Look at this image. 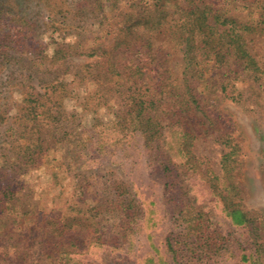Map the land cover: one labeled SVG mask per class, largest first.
Returning a JSON list of instances; mask_svg holds the SVG:
<instances>
[{"label": "trees", "instance_id": "obj_1", "mask_svg": "<svg viewBox=\"0 0 264 264\" xmlns=\"http://www.w3.org/2000/svg\"><path fill=\"white\" fill-rule=\"evenodd\" d=\"M80 1L83 6L91 4L93 12L101 14L104 2L114 9L121 0ZM258 9V19H250L249 14L244 20L236 17V8L221 0H151L149 4L130 7L118 29L112 57L107 60V72L115 85L127 82L121 94L128 104H122V109L121 104L118 105L112 120H94L74 141L70 140V133L63 131L64 122L70 117L60 105L67 92L64 81L58 78L71 63L79 62V44H59L49 52L46 45L31 39L35 34L34 26L16 17L17 8L1 5L0 58L7 59L6 50L19 49L30 37L31 54L38 61L37 69L31 72L37 73L43 67L41 80L46 88L41 92L34 86H26L21 106L11 117L16 127L10 129L17 138L10 147L17 163L12 169L0 168V213L16 210L17 214H30L29 208L21 206L26 195L21 188L12 185L14 176L10 174L38 162L52 142L60 145L74 142L70 150L58 154L65 173L74 178H79L80 169L96 167L104 158L111 165L127 166L128 174L136 175L139 168L146 176L158 174L162 197L170 206L171 224V229L162 235L155 218L156 202L143 198L140 193L142 188L147 189L146 185L114 183L113 194L117 199L106 209L99 205L50 218L40 215L32 226L6 235L7 239L15 238L24 247L44 242L49 264H264L259 217L242 206V193L236 181L240 145L231 133L220 129L200 90L205 71L221 69L231 59L241 73L264 85V71L247 52L243 38L245 34L264 30L261 26L264 25V1ZM168 17L174 20L172 41L182 50L184 67L179 85L167 81V71L161 62H156V57L150 56L151 44L141 32L158 29ZM12 21L18 25L8 27ZM205 60L212 63L211 68H206ZM146 62L151 69L140 66ZM83 65L91 75L92 63ZM148 70L156 76L152 94L136 87ZM82 72L77 75L81 77ZM226 87L220 88L225 97L241 102L242 95L234 87L227 92ZM188 112L200 113L208 121L214 140L228 149L220 160V176L200 170L194 162L190 152L192 134L184 121V114ZM162 122H166L165 133ZM23 140L27 142L25 145L21 143ZM173 140L177 142V151L169 149ZM77 160L82 161L81 165L76 166ZM178 168L190 175L189 179L198 181L209 194V202L219 217L217 221H211V212L204 207H190L187 195L194 185H183ZM84 181L82 178V183ZM108 211L117 212L120 218L119 236L113 242L99 231L100 215ZM78 231H86L85 240L71 237ZM158 235L161 236L156 239Z\"/></svg>", "mask_w": 264, "mask_h": 264}, {"label": "rangeland", "instance_id": "obj_2", "mask_svg": "<svg viewBox=\"0 0 264 264\" xmlns=\"http://www.w3.org/2000/svg\"><path fill=\"white\" fill-rule=\"evenodd\" d=\"M150 1L121 0L114 9H110L107 2H104L103 12L96 14L91 4L83 6L80 0H0V6L11 5L17 8L16 17L25 19L34 26L35 34L31 39L46 45L49 52L59 44H79V62L71 63L58 78L59 81H64L67 92L60 105L69 113L70 118L64 122L63 131L71 134L70 140H74L80 132L86 131L96 119H114L118 105L121 104L122 109V104H128L127 98L121 94L126 90L127 82L121 81L115 85V81L107 72V60L112 57V48L124 15L129 12L130 7L149 4ZM221 1L237 9L236 17L245 20L250 14V19L255 20L259 15L258 6L264 0ZM16 24L18 25L12 21L8 27H15ZM173 27L174 20L168 17L158 29L141 32L151 44L150 56L156 57V62H161L163 69L167 71V81L179 85L183 78L184 64L181 46L172 41L170 33ZM243 38L247 52L264 71V30L245 34ZM31 39L26 38L19 49L6 50L7 59L0 58V168L4 166L12 169L17 163L10 147L17 138L10 129L16 127L11 117H14L21 106L26 86H34L41 92L46 88L42 82L44 80H41L44 78L40 72L43 67H40L37 73L31 72L38 66V61L31 54ZM85 62L92 63L91 75L83 68ZM204 65L206 68L212 67L209 60H205ZM140 66L151 69L148 62ZM237 67L231 59L225 67L221 66V69H207L200 90L204 93L202 98L208 104L210 114L217 118L220 129L231 133L240 145L241 156L236 181L242 193L241 203L245 210L257 213L264 239V85L249 79ZM80 70H83L81 77H84V80L77 75ZM216 71H219V74H216ZM30 73L32 78L29 79ZM155 84L156 76L148 70L143 81L137 83L136 87L141 92L152 94ZM118 85L124 88L119 89ZM223 85L227 86V92L234 87L236 92L242 95L241 102H232L226 98L220 91ZM252 92L257 97H252ZM184 115L186 126L192 134L190 152L194 162L200 170H208L215 176H220V160L228 149L214 140L215 136L208 121L200 113L188 112ZM162 125L165 127L163 133L167 132L166 122H162ZM21 143L25 145L27 142L23 140ZM71 144L60 145L54 141L50 144L49 151L38 162L26 168L24 166L23 171L14 170L10 174L14 176L12 185L21 188L22 194L26 195L22 200V197L19 198L22 201L21 206L29 208L30 214H17L16 210L0 213V264H49L50 259L44 242L37 241L31 247H24L17 243L15 238L7 239L6 235L21 232L25 227L32 226L40 215L50 218L73 213L72 211L82 212L83 209L88 210L99 205L106 209L111 201L117 199L113 194L114 183H123L124 186L131 185V182L146 185L147 189L142 188L140 193L143 198L156 202L155 218L161 234L171 229L170 206L162 197L158 174L146 176L142 168L137 169L136 175L128 174L127 166L124 168L117 164L111 165L109 160L104 158L96 167L80 169L79 178H74L65 173L58 160L60 151L70 150ZM169 149L177 151L175 140ZM163 152L166 156L169 155L166 151ZM81 162L77 160L76 166L81 165ZM178 171L184 186L194 185L193 191H188L187 195L190 207H204L206 211L211 212V221H217L219 217L209 202V194L198 181L183 174V169L178 168ZM82 178H85L83 183ZM119 221L117 212H103L100 215V235L114 241V238L119 236ZM71 237L79 241L85 240L86 231L75 232ZM142 244L146 246L145 241H142Z\"/></svg>", "mask_w": 264, "mask_h": 264}]
</instances>
